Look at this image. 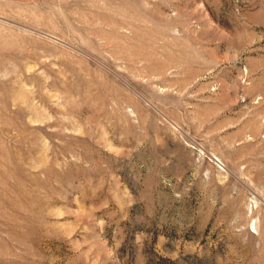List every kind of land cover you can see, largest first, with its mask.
Instances as JSON below:
<instances>
[{
	"label": "rangeland",
	"instance_id": "obj_1",
	"mask_svg": "<svg viewBox=\"0 0 264 264\" xmlns=\"http://www.w3.org/2000/svg\"><path fill=\"white\" fill-rule=\"evenodd\" d=\"M0 264H264V0H0Z\"/></svg>",
	"mask_w": 264,
	"mask_h": 264
}]
</instances>
